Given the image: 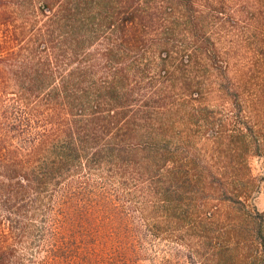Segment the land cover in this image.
Listing matches in <instances>:
<instances>
[{"label": "rangeland", "instance_id": "374dc122", "mask_svg": "<svg viewBox=\"0 0 264 264\" xmlns=\"http://www.w3.org/2000/svg\"><path fill=\"white\" fill-rule=\"evenodd\" d=\"M71 1L66 25L43 0H0V185L16 186L2 154L40 168L51 145L26 156L30 144L51 129L60 140L69 124L87 153L121 152V164L0 197L14 264H263L264 0H136L124 30L108 29L106 14L130 0ZM47 30L75 44L62 72L85 68L91 85L119 74L112 104L126 109L114 123L94 106L66 117L49 94L58 73L34 85L28 107L7 71L38 61ZM81 241L87 260L67 250Z\"/></svg>", "mask_w": 264, "mask_h": 264}, {"label": "trees", "instance_id": "16d2710c", "mask_svg": "<svg viewBox=\"0 0 264 264\" xmlns=\"http://www.w3.org/2000/svg\"><path fill=\"white\" fill-rule=\"evenodd\" d=\"M67 1L69 2V5L72 2L71 0ZM109 1L112 2L113 0H104V4H109ZM135 1L136 0H130V4L125 9V12L122 10L120 11L119 9L112 8L110 13L106 14V16L109 17L107 28L111 29L117 27L116 29L118 30H124L128 23H134L136 19L134 15V13L136 12V8L133 4L135 3ZM66 2L64 0H43L42 10L44 12L45 10L53 12L56 17L62 19L61 21L65 20V24L68 25L69 18L72 17L71 14L74 15L75 13L72 12V9L68 4L66 5ZM122 12L128 13L131 16L128 19L126 17L120 19V13ZM60 22H54V24L59 27ZM5 23L9 26V22L7 20L4 22V24ZM67 33L68 32L64 34L66 35ZM54 35L55 31L49 30H47V32L44 34L39 35V42L34 43L35 45H37L38 50H40L38 61L33 62L34 59L29 57L28 62L21 64L15 71L8 70L7 77L9 78V80L13 81L17 85L21 84V86H19L21 87V90H19V92L23 93V99L26 103H28V107H30V101L33 93H36L33 88L34 85H37L39 83H46L45 81L47 77H53L58 73L59 76L58 78H56V80H58V83H55L54 85L53 83L51 84L53 86L50 88L49 94L52 95L51 99H55L56 102H60L62 104L65 110L66 117L72 118L75 114V109L80 111L81 113L87 106H94L95 111L92 115H94L95 113L97 115L99 113H105L103 117L109 118L110 124L114 123V117L118 116L121 109H126V106L120 105L117 107L116 105L112 104V99L121 96V90L117 89L116 86V83L118 82V80L116 79L119 78V74L115 72L112 73L111 80H107L108 82H106L105 84L97 83V81H94L92 79V81L90 82L92 83L91 85L86 84L89 82L87 81V71L85 68H67L66 71L62 72L61 69H63V67H65V65L70 62L68 56L69 54H73L75 44L73 43V41H69L68 39L62 40L60 43H57V41L54 40ZM81 42L85 43L84 38H82ZM114 45L116 47L118 46V44ZM105 51L106 54H112L116 50L112 48H106ZM0 70H3L1 64ZM106 77L109 79V75H107ZM84 83L87 86H85ZM25 84L27 85V87H24ZM76 86L81 87V90H79L81 94L78 98L72 99V94L76 89ZM73 129L74 127L69 124L65 132L59 135L60 140L56 136H53L52 129L45 131V134L38 136L30 144L31 146H29L27 152H25L26 156H35L39 153L41 154L43 151V146L51 145V150H49L48 156H43V166L40 168L26 166V161L24 163V161H22L21 159L20 161L15 160L14 158L11 159L9 158L8 152L2 154V167H4V169L6 170L5 175L8 178L7 181L16 179V182H14L16 186H13L12 182H10L11 184H9L8 187L7 185H0V197L7 200L14 198L16 199L19 196H24L32 188L40 190V186L42 185L48 183L57 184L59 181L67 178L70 174L77 172L81 168H84V170H86L87 168L91 169L93 165H95L94 162L98 163L100 169H107L110 172H116L121 164V152L114 151L107 154V159L102 162L97 157L100 151L95 150L91 154L87 153L81 143L79 133L76 135ZM237 138H239L241 145L246 143L244 134L242 132L237 134ZM9 170H11L12 172L8 173L7 171ZM113 177L114 179H116L117 175H113ZM195 178L196 181L201 180L200 178H197V176ZM116 180L118 181V179ZM210 183H213V180H210ZM217 189H219V187ZM9 223H13L12 218H10ZM11 226L13 227V224ZM65 233L67 232L65 231ZM58 239H60V237ZM87 248L88 247L83 241L79 242L75 246L67 245L68 252H74V259L77 260H79L80 257H82L83 259L86 258L87 260V257L90 253ZM14 258H16L15 250L13 248H8L0 244V264H14Z\"/></svg>", "mask_w": 264, "mask_h": 264}]
</instances>
